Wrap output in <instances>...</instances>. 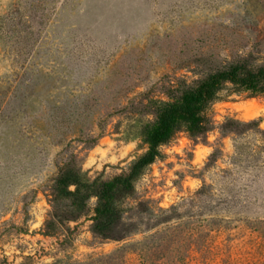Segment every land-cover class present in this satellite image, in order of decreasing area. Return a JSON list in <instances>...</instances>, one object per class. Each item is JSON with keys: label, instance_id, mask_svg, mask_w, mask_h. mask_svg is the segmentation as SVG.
<instances>
[{"label": "rangeland", "instance_id": "obj_1", "mask_svg": "<svg viewBox=\"0 0 264 264\" xmlns=\"http://www.w3.org/2000/svg\"><path fill=\"white\" fill-rule=\"evenodd\" d=\"M201 51L219 64L238 55L264 64V0H0V223L27 229L0 237V260L264 264V97L230 85L211 104L205 137L180 131L135 177L125 237L92 233L95 198L42 234L55 164L73 150L88 182L127 171L146 151L141 127L169 100L168 81L201 75ZM228 118L253 123L224 130ZM33 191L24 220L20 200Z\"/></svg>", "mask_w": 264, "mask_h": 264}, {"label": "trees", "instance_id": "obj_2", "mask_svg": "<svg viewBox=\"0 0 264 264\" xmlns=\"http://www.w3.org/2000/svg\"><path fill=\"white\" fill-rule=\"evenodd\" d=\"M249 57L250 55H238L219 64L212 55L199 52L194 59L195 65L206 63L201 75L191 81L182 76L175 78L174 81H168L165 92L169 100L156 105L153 111L154 118L145 120L141 127L146 151L130 164L127 171L109 179L97 177L88 182L82 173V156L73 150L66 152L64 159L55 164V171L44 183L47 186L45 191L50 211L43 223L42 234L49 235L65 222L77 218L86 210L89 200L95 198L90 217L92 233L101 239L118 240L125 237L130 230L124 221L122 203L125 198L133 195L135 177L161 156V146L171 142L180 131L186 132L192 140L205 137L215 126L210 111L211 104L218 99L219 92L226 86L230 85L229 88L233 92L244 93L245 97H264V64L251 68ZM103 118L105 119V116L100 115L99 120ZM252 123L253 121L245 123L228 118L221 127L224 130H233L234 126V131L239 132L241 127ZM238 126L240 129L236 128ZM99 130L96 135H90L85 139V148L93 146L102 136V127L99 126ZM36 192L33 191L30 200H27L25 195L21 197L24 220L30 218L28 206L35 198ZM144 203L143 201V205ZM7 211V206L0 208V219ZM146 211H151L153 217L157 213L153 207L151 209L143 207V212ZM10 230L25 233L27 229L6 220L1 221L0 237ZM112 255L111 253L85 261L54 259L48 264H97L103 258L108 259ZM151 258L146 249H143V261H150ZM0 264H7L5 256L0 260Z\"/></svg>", "mask_w": 264, "mask_h": 264}]
</instances>
